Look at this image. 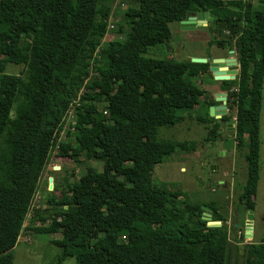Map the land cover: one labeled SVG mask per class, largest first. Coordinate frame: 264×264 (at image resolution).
Returning a JSON list of instances; mask_svg holds the SVG:
<instances>
[{
    "label": "trees",
    "instance_id": "1",
    "mask_svg": "<svg viewBox=\"0 0 264 264\" xmlns=\"http://www.w3.org/2000/svg\"><path fill=\"white\" fill-rule=\"evenodd\" d=\"M132 1L136 6L126 11L130 38L104 42L115 0H0V264H13L54 151L78 163L79 157L102 163L101 169L87 167L60 197L54 187L47 197L48 225L39 216L42 225L32 227L37 234H59L51 241L61 250L59 264L69 258L77 264H227L226 218L206 205L212 219L222 222L208 226L201 204L172 186L151 183L149 174L188 149L186 142L159 140L158 129L183 122L186 117L177 111L200 104L206 92L192 79L202 75L235 106L236 140L257 168L264 0ZM200 10L216 17L208 25L215 36L210 46L235 47L240 66L235 80L216 82L209 63L146 56L172 41V24ZM100 62L104 79L83 91ZM8 65L24 70L8 74ZM68 121L81 125L73 139L68 129L58 142ZM230 121L228 115L198 119L214 123L211 141L220 137V123ZM243 264H264V240L245 246Z\"/></svg>",
    "mask_w": 264,
    "mask_h": 264
},
{
    "label": "rangeland",
    "instance_id": "2",
    "mask_svg": "<svg viewBox=\"0 0 264 264\" xmlns=\"http://www.w3.org/2000/svg\"><path fill=\"white\" fill-rule=\"evenodd\" d=\"M229 1V0H224ZM136 6L132 0H115L113 14L110 19V31L104 37V42L115 39L130 38V23L126 17V11ZM259 4L255 3L258 9ZM174 38L168 44L149 49L147 57L169 59L173 58L181 62H189L193 58L216 56V54L228 55L235 47L220 49L209 42L215 38L208 27L205 31L199 29L182 30L177 23L171 25ZM214 31L219 29L213 26ZM96 60L100 59L97 51ZM108 59L106 62H112ZM99 63V62H96ZM98 68L91 72L92 84H86L83 91H89L94 85H99L104 79L105 63L100 62ZM23 66L8 65L6 73L20 75ZM203 91L206 97H213V93L220 90V86L208 87L211 82L209 75H202L192 79ZM220 82V81H216ZM208 95V96H207ZM204 96V97H205ZM211 96V97H210ZM216 101V100H215ZM229 107V108H228ZM227 115L230 120H236L234 105L227 102ZM100 109L105 111L104 105ZM211 107L200 104L192 110H178L179 116H185V120L176 125L161 126L158 129L159 140H172L186 142L188 149L178 150L163 164L150 169L149 180L153 184L172 186L184 193V198L203 206L209 205L217 209L218 213L226 218L229 228V250L227 264H243L245 246L250 243H260L264 240V89L261 114V150L260 159L255 169V159L247 156V151L236 140L234 129H230L225 123H220L218 135L215 141L209 138V131L213 124L205 125L198 122L199 118L218 120L211 115ZM213 118V119H212ZM65 125V131L58 136V142L66 137L69 129L71 139L74 131L80 127V123ZM194 144V149L193 148ZM79 163L70 158H62L54 151L48 165L42 175L39 188L33 200L32 207L26 219L24 230L19 237L18 245L14 250L13 264H59L58 257L61 250L51 241L59 238V234L41 235L32 230V227H40L39 216L47 218L52 213L47 204V197L54 187L59 189L54 192L56 197L61 196L63 189L68 184L80 180L87 167L102 168L100 161H85L78 158ZM212 168H214L212 170ZM255 171V174H254ZM53 189L50 190V185ZM245 193L247 196L245 197ZM252 193V195H251ZM244 195V197H242ZM206 206V207H209ZM210 208V207H209ZM213 215V211H212ZM248 221L253 222V237L246 238L245 228ZM62 264H77L75 258H69Z\"/></svg>",
    "mask_w": 264,
    "mask_h": 264
},
{
    "label": "water",
    "instance_id": "3",
    "mask_svg": "<svg viewBox=\"0 0 264 264\" xmlns=\"http://www.w3.org/2000/svg\"><path fill=\"white\" fill-rule=\"evenodd\" d=\"M216 17L210 14L207 11L200 10L195 14L190 15L186 20L180 22L182 30L189 29H199L205 31L210 22H212ZM191 63L206 64L209 63V69L212 73L215 81H231L235 80L239 74L240 66L238 59L236 57L235 51H229L227 58H214L209 62L206 58H193ZM216 102L219 103L218 106L211 107V115L215 116L217 119L222 115H226L228 112L227 108V94L226 93H217ZM229 126L232 129L236 127V120L230 121ZM214 168H212L213 170ZM53 189V185H50V190ZM203 216L202 219L207 222L208 226H221L222 222L214 221L212 219V209L209 207L203 206ZM246 238L252 239L253 237V222L248 221L245 228Z\"/></svg>",
    "mask_w": 264,
    "mask_h": 264
},
{
    "label": "flooded vegetation",
    "instance_id": "4",
    "mask_svg": "<svg viewBox=\"0 0 264 264\" xmlns=\"http://www.w3.org/2000/svg\"><path fill=\"white\" fill-rule=\"evenodd\" d=\"M179 25H180V23H179ZM181 27V26H180ZM228 57V55H221V54H216V56H207V57H204V58H206L209 62H211L214 58H227ZM217 93H224V92H222L221 90H218V91H216V92H214L213 93V97H211V98H207L206 96L205 97H203L202 99H204V102H205V100L207 99V102H212L209 106H208V109L210 108V107H215V106H218L219 105V103L218 102H216L215 100H216V94ZM208 96V95H207ZM227 115V114H226ZM223 116H225V115H222V116H220V118L218 119V120H220ZM215 117V116H214ZM227 126H228V124H226ZM229 128L230 129H232L230 126H229Z\"/></svg>",
    "mask_w": 264,
    "mask_h": 264
}]
</instances>
